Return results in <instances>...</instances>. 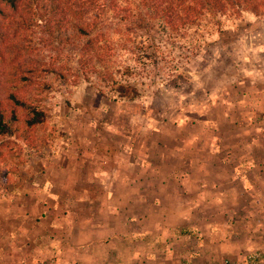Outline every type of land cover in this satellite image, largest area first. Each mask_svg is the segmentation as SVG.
Here are the masks:
<instances>
[{"label":"rangeland","instance_id":"1","mask_svg":"<svg viewBox=\"0 0 264 264\" xmlns=\"http://www.w3.org/2000/svg\"><path fill=\"white\" fill-rule=\"evenodd\" d=\"M18 1L16 10L0 0L8 14L0 13V98L14 110L15 96L46 121L30 129L29 142L18 133L6 139L0 233L15 226L5 218L22 208L25 195L63 196L70 166L116 162L118 149L133 161L165 163L166 176L178 171L214 184L258 179L263 186L253 191L264 195V0L197 14L184 11L187 2L176 10L182 19L175 27L145 0H95L88 17L104 35V53L94 73L80 66L86 38L71 29L44 33L46 12ZM56 59L66 78L47 72ZM29 66L40 70L22 83L18 72ZM26 114L18 108L15 129L24 127ZM226 184L237 198L234 183ZM34 207L41 215L42 203Z\"/></svg>","mask_w":264,"mask_h":264},{"label":"crops","instance_id":"2","mask_svg":"<svg viewBox=\"0 0 264 264\" xmlns=\"http://www.w3.org/2000/svg\"><path fill=\"white\" fill-rule=\"evenodd\" d=\"M123 152L117 150L116 162L70 166L63 196L32 193L24 196L25 211L23 202L16 213L6 212L3 218L12 217L16 228L0 233V264H244L255 254L264 259V195L253 191L263 186L260 180L194 182L178 171L166 176L165 163L133 161ZM226 182L234 183L237 198L223 189ZM39 203L41 215L34 207Z\"/></svg>","mask_w":264,"mask_h":264},{"label":"trees","instance_id":"3","mask_svg":"<svg viewBox=\"0 0 264 264\" xmlns=\"http://www.w3.org/2000/svg\"><path fill=\"white\" fill-rule=\"evenodd\" d=\"M32 0L29 5L30 9L33 10L36 8L37 11L46 12L45 20H44V33L53 34L55 32H60L64 29L65 32H68L69 29L74 30L76 34H79L80 37L86 38V43L82 50V57L80 59V66L83 71L86 73H92L94 71V62H96V57H98L104 50L102 49V38L103 34L100 32L97 33V22L90 20L88 14L92 11L91 6L95 0ZM250 0H145V6L149 7L157 14L159 13L161 17L165 19L171 26H177L176 23L178 19L176 15L178 12L176 10L180 6H184L187 2H189L184 11L188 14L195 13L197 14V10H210L214 12H223L226 10L227 5L237 9V7L246 6ZM3 3L9 5L12 8H18V0H2ZM177 4V6L175 5ZM4 9V8H3ZM0 13L3 16H7L6 11H1ZM189 16V15H188ZM184 20V18H183ZM195 19L191 16L185 21L193 23ZM19 21H24L23 16L19 19ZM25 23V22H21ZM36 26H39L36 24ZM17 28H19V24H17ZM69 39V38H68ZM53 40L49 42L52 45ZM12 53V52H11ZM104 53V52H103ZM57 59L54 60V63L51 65V68L47 69L48 73H54L57 77H64L66 75L60 71H58L55 66L57 63ZM40 68L37 66L31 68L30 66L27 68H23V72H18V79L25 83L28 78V74H32L34 72H38ZM91 71V72H90ZM94 73V72H93ZM45 87H48L47 85ZM126 88H122L121 92L125 95ZM13 99L12 105L15 107L13 110L7 109L4 107V103L0 98V159H2V155L6 151H10V146L8 145L11 142H6L7 137L12 138L16 133L25 141L29 142V131L37 126L44 124L46 121V115L43 111L38 109L37 107L30 106L26 104L24 101L17 99L15 96H11ZM21 107L22 110L27 111L26 118H23L24 127L14 128V124L20 122V118L17 117L18 108ZM24 131V132H23ZM2 139V140H1ZM18 154L21 155V152ZM5 156V155H4ZM8 172L4 173V178L8 182Z\"/></svg>","mask_w":264,"mask_h":264},{"label":"built area","instance_id":"4","mask_svg":"<svg viewBox=\"0 0 264 264\" xmlns=\"http://www.w3.org/2000/svg\"><path fill=\"white\" fill-rule=\"evenodd\" d=\"M225 264H233L230 262H226ZM244 264H264V259L261 257L260 254H255L248 257V260Z\"/></svg>","mask_w":264,"mask_h":264}]
</instances>
